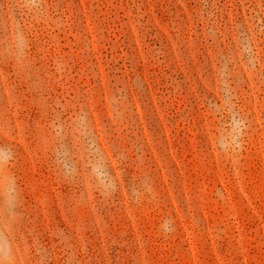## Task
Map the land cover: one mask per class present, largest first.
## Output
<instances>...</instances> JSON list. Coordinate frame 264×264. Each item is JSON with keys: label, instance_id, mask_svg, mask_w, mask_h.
I'll use <instances>...</instances> for the list:
<instances>
[{"label": "rangeland", "instance_id": "1", "mask_svg": "<svg viewBox=\"0 0 264 264\" xmlns=\"http://www.w3.org/2000/svg\"><path fill=\"white\" fill-rule=\"evenodd\" d=\"M0 264H264V0H0Z\"/></svg>", "mask_w": 264, "mask_h": 264}]
</instances>
